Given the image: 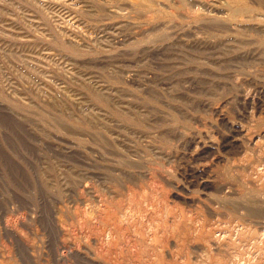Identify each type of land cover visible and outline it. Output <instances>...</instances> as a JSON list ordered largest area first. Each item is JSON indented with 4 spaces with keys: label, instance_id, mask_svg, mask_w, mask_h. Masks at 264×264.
<instances>
[{
    "label": "rangeland",
    "instance_id": "rangeland-1",
    "mask_svg": "<svg viewBox=\"0 0 264 264\" xmlns=\"http://www.w3.org/2000/svg\"><path fill=\"white\" fill-rule=\"evenodd\" d=\"M0 264H264V0H0Z\"/></svg>",
    "mask_w": 264,
    "mask_h": 264
}]
</instances>
